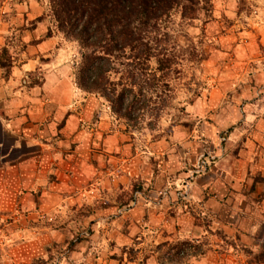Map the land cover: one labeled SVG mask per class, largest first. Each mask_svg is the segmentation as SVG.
<instances>
[{
  "label": "rangeland",
  "instance_id": "rangeland-1",
  "mask_svg": "<svg viewBox=\"0 0 264 264\" xmlns=\"http://www.w3.org/2000/svg\"><path fill=\"white\" fill-rule=\"evenodd\" d=\"M48 14L47 0H0L4 78L49 40ZM172 37L170 91L146 90L130 122L77 87L76 43L39 52L69 66L85 133L60 136L61 167L0 194V264H264V0H212Z\"/></svg>",
  "mask_w": 264,
  "mask_h": 264
},
{
  "label": "trees",
  "instance_id": "trees-1",
  "mask_svg": "<svg viewBox=\"0 0 264 264\" xmlns=\"http://www.w3.org/2000/svg\"><path fill=\"white\" fill-rule=\"evenodd\" d=\"M55 25L47 38L62 35L76 43L81 63L77 87L103 98L113 114L127 122L138 120L146 90L170 91L179 57L172 41L175 18L195 21L211 8L212 0H47ZM6 49L2 50V54ZM194 58H198L195 53ZM9 59L0 68L10 71ZM158 92V91H157ZM162 92L161 94H165ZM132 97V99H129ZM152 98V97H151ZM151 99L148 100V103Z\"/></svg>",
  "mask_w": 264,
  "mask_h": 264
},
{
  "label": "crops",
  "instance_id": "crops-1",
  "mask_svg": "<svg viewBox=\"0 0 264 264\" xmlns=\"http://www.w3.org/2000/svg\"><path fill=\"white\" fill-rule=\"evenodd\" d=\"M53 39L39 42L36 48L28 46L29 56H35L14 67L9 77L4 78L0 68V194L11 193L16 187L25 188L33 179L42 178L49 161L51 166L61 167L62 160L57 163L59 157L70 156H64L60 136L76 137V142L84 137V129L75 123L70 109L75 92L64 89L70 79L69 66L60 62L61 54ZM47 48L59 53L43 62L39 52ZM36 72L43 73V82L29 86L27 76ZM65 119L67 125L60 128ZM80 158L90 159L84 155Z\"/></svg>",
  "mask_w": 264,
  "mask_h": 264
}]
</instances>
